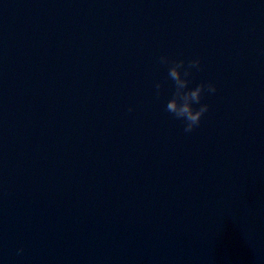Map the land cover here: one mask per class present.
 <instances>
[{"label":"water","instance_id":"water-1","mask_svg":"<svg viewBox=\"0 0 264 264\" xmlns=\"http://www.w3.org/2000/svg\"><path fill=\"white\" fill-rule=\"evenodd\" d=\"M0 264H264V0H0Z\"/></svg>","mask_w":264,"mask_h":264},{"label":"clouds","instance_id":"clouds-1","mask_svg":"<svg viewBox=\"0 0 264 264\" xmlns=\"http://www.w3.org/2000/svg\"><path fill=\"white\" fill-rule=\"evenodd\" d=\"M161 64L170 65L168 68V77L174 82V91L171 99L167 101L166 111L173 114L176 119H181L185 122L184 132L191 133L195 127L199 126L201 118L208 111L209 105L201 104L202 94H213L216 92V87L212 83H199L194 88H189L190 83L188 77L190 70L195 68L200 70V60L193 59L188 61V66L185 67L184 60L170 61L167 56L159 58ZM181 69L183 73L181 74ZM162 84H155L156 95L159 97ZM194 104H199V108H193ZM129 111H132L129 108ZM22 251V249L20 250Z\"/></svg>","mask_w":264,"mask_h":264}]
</instances>
